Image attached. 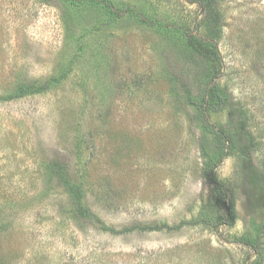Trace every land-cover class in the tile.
<instances>
[{
  "label": "rangeland",
  "instance_id": "obj_1",
  "mask_svg": "<svg viewBox=\"0 0 264 264\" xmlns=\"http://www.w3.org/2000/svg\"><path fill=\"white\" fill-rule=\"evenodd\" d=\"M77 1L0 0V264H264V0Z\"/></svg>",
  "mask_w": 264,
  "mask_h": 264
},
{
  "label": "trees",
  "instance_id": "obj_2",
  "mask_svg": "<svg viewBox=\"0 0 264 264\" xmlns=\"http://www.w3.org/2000/svg\"><path fill=\"white\" fill-rule=\"evenodd\" d=\"M68 1V0H67ZM72 3L78 2L77 0H69ZM204 4V5H203ZM202 6L204 7L205 13L207 14V24H214L213 22H217L219 19L218 16H215L213 5L211 4L210 0H202ZM188 37V40L198 44V46H201L202 49L208 54L213 55L214 57H219V51L217 47V37H218V31L215 32V29H210L208 26H206V32L205 35L200 37L196 35H186ZM217 78V75L209 74V79L206 82V85L204 87V92L202 96L199 98H193L192 95L188 96V103L193 105L196 110L202 115L201 119L205 122V127L207 128L208 132L213 137H218L222 141H225L226 147H228V152H230L234 146H235V138L234 135L230 134V128L225 129L224 126L215 127L214 125H209L207 119L208 113H216L222 110H225L227 108H231L232 102H230V99L228 98V94L225 92L223 88L218 87L215 84V79ZM212 83V85H211ZM210 84V85H209ZM209 87L207 88V86ZM220 152V147H219ZM222 153V152H220ZM219 161H214L217 163ZM252 171H251V185L253 188V191L256 192L258 197L264 200V174L257 168L253 166V164L250 162ZM233 205L230 204L229 206V212L228 215L225 217L224 222H229V218L233 216ZM262 209H264V201L262 204ZM256 232H259L258 228L259 225H256L255 227ZM245 244L252 248L253 250H256L255 244L252 241H245Z\"/></svg>",
  "mask_w": 264,
  "mask_h": 264
}]
</instances>
